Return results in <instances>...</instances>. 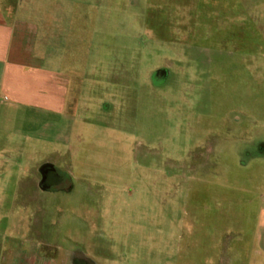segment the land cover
<instances>
[{"label":"rangeland","instance_id":"374dc122","mask_svg":"<svg viewBox=\"0 0 264 264\" xmlns=\"http://www.w3.org/2000/svg\"><path fill=\"white\" fill-rule=\"evenodd\" d=\"M9 2L88 49L95 112L73 143L88 195L53 223L20 212L39 193L14 213L0 198V257L11 237L52 264H264V0ZM31 148L32 164L54 158Z\"/></svg>","mask_w":264,"mask_h":264},{"label":"crops","instance_id":"0c3cea01","mask_svg":"<svg viewBox=\"0 0 264 264\" xmlns=\"http://www.w3.org/2000/svg\"><path fill=\"white\" fill-rule=\"evenodd\" d=\"M55 36L48 38L40 24L26 19L9 0H0V198L11 199L13 212L16 198L39 193L47 205L39 211L20 206V212H44L52 223L64 219L62 198L87 196L90 191L71 167L76 157L73 143L86 142L87 131L79 124L89 125L88 115L95 112L90 104L94 83L89 78L88 49L69 52ZM105 110L112 115V105ZM32 143L50 147L53 160L32 164L28 157ZM40 166L53 168L60 184L42 186L44 175L36 172ZM32 182H38L35 190ZM50 237L58 239L56 234ZM5 240L0 264H52L47 257L53 256L44 254L40 243Z\"/></svg>","mask_w":264,"mask_h":264},{"label":"flooded vegetation","instance_id":"af4514ba","mask_svg":"<svg viewBox=\"0 0 264 264\" xmlns=\"http://www.w3.org/2000/svg\"><path fill=\"white\" fill-rule=\"evenodd\" d=\"M41 173L44 175V180H42V184L44 186H50V184H60V180H58V176H56L53 168L45 167L42 169Z\"/></svg>","mask_w":264,"mask_h":264}]
</instances>
